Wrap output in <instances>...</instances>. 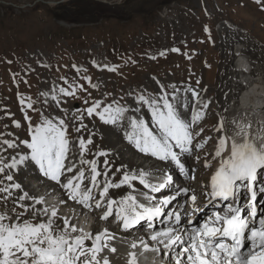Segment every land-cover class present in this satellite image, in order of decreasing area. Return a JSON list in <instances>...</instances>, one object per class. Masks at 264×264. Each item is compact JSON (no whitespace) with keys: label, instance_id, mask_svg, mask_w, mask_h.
I'll return each instance as SVG.
<instances>
[{"label":"snow or ice","instance_id":"snow-or-ice-1","mask_svg":"<svg viewBox=\"0 0 264 264\" xmlns=\"http://www.w3.org/2000/svg\"><path fill=\"white\" fill-rule=\"evenodd\" d=\"M256 3L264 4V0ZM73 67L79 74L81 69ZM81 78L99 88L90 77ZM61 80L66 86L53 84L51 90L41 93L46 107H52L49 101H53L60 108L62 97L79 99L77 89L87 91L75 80ZM157 83V94L129 92L132 104L94 98L89 103L85 99L87 107L74 111L70 121L68 109L61 108L63 117H47L41 112L35 125L26 114V109L36 110L34 102L31 98L26 102L18 93L30 139L17 143V138L4 139L0 133V193L7 194L0 201L6 205L14 193H22L13 201L11 212L6 207L0 212V264H111V254L118 253L117 243L126 246V264H264V208L260 207L264 198L257 203L258 196L264 194V122H257L254 128L251 120L234 118L235 131L228 135L223 118L218 120L215 131L219 135L212 156L218 166L205 186L203 207L197 205L194 190L186 184L172 187L174 176L167 170L121 164L113 172L108 159L111 149L96 151L93 159L85 158L95 135L111 140L120 139L118 134L122 133V140L135 153L164 162L186 180H195L196 170L187 166V159L208 142L209 138L197 141L203 129H196L211 102L204 103L190 86L181 89ZM144 108L151 116L150 124L140 115ZM250 114L254 112L246 111L243 116ZM85 118L93 121L94 129L98 119L103 128L89 132L87 139L77 137V159L74 141L68 138L69 127L76 133L82 129L88 132ZM13 126L21 125L13 121ZM20 145L23 150L15 151ZM9 149L15 154L6 158L4 153ZM100 157L104 158L102 169L98 168ZM195 159L198 163L199 155ZM210 166L206 159L204 167ZM27 171L43 178L37 181V191L44 189L42 194L32 195L14 180ZM117 174L118 181L113 179ZM122 188L128 191L113 198L110 190ZM165 189H171L170 194L157 199L154 194ZM49 197L54 198L51 205ZM177 198L182 202L169 210ZM62 206L99 210L102 215L98 219L113 223L120 235L107 226L95 233L85 230L72 222L78 216L60 215ZM205 208L210 211L194 224ZM148 253L152 254L150 261Z\"/></svg>","mask_w":264,"mask_h":264},{"label":"rangeland","instance_id":"rangeland-1","mask_svg":"<svg viewBox=\"0 0 264 264\" xmlns=\"http://www.w3.org/2000/svg\"><path fill=\"white\" fill-rule=\"evenodd\" d=\"M229 37L233 38L229 49L246 45L257 49L258 54L263 52L264 4H257L256 0H0V133L4 139L17 138V143L30 139L18 93L26 102L27 98L34 102L36 110L26 109L33 125L40 122L41 112L47 117H62L61 108H68L70 121L74 111L87 107L85 99L89 103L93 98L108 103L114 99L120 101L122 95L133 103L127 94L135 90L136 80L148 77L150 81L155 78V84L159 81L171 85L177 78L170 70L177 66L185 49H194L195 55L218 54L219 49H227L223 44L229 43ZM172 49H178L177 53ZM233 59L231 55V62ZM250 63L261 66L259 61ZM73 65L81 69L79 74ZM105 66L116 71L110 72ZM200 73L209 75L207 80L214 78L212 70H201L199 79ZM83 76L99 85L95 90L98 97L90 93V84ZM61 77L69 82L77 81L87 91L77 89L79 99L62 97L60 108L53 101H49L52 107H46L41 93L51 90L53 84L66 86ZM220 84L217 80L218 87ZM202 96L209 99L204 93ZM214 104H209L208 118L199 124L213 137L219 120V116H214L217 108ZM227 108L226 112L230 109ZM13 121H19L21 126L14 127ZM90 126L93 128V123ZM74 134L84 133H76L69 127L68 138L75 145ZM22 150L20 145L15 151ZM74 150L78 153V148ZM15 151L9 149L4 155L11 157ZM95 151L98 147L85 158L93 159ZM32 173L25 172L23 182L34 189V195H40L44 189L37 191L38 180ZM50 199L54 201L53 197ZM0 202L1 211L6 207L11 212L12 208ZM74 210L72 206H63L60 214L72 212L74 216Z\"/></svg>","mask_w":264,"mask_h":264},{"label":"bare ground","instance_id":"bare-ground-1","mask_svg":"<svg viewBox=\"0 0 264 264\" xmlns=\"http://www.w3.org/2000/svg\"><path fill=\"white\" fill-rule=\"evenodd\" d=\"M231 40H233V38H230L228 44H223L227 49H219L218 54L204 53L202 55H195L194 49H185L186 47H183L185 49V54L183 55L182 58L180 57L179 60L177 59L178 60V61L176 60L177 62L175 61L177 66L175 65L174 68L172 69L170 68L171 69L170 72L176 76L175 78H177L176 81L170 83L171 85H176L181 89L189 87L186 86L185 84H189L192 87L199 86L200 89L192 88V87L191 88L195 89L198 94L200 93L199 97H201L203 93L204 95L208 96L209 97L208 102L210 101L211 102L210 104L213 103L217 104L215 114L220 118H223L224 128L227 130V132H229V135H232L235 131L234 125L232 124L234 118L236 120H240L242 118L246 120H251L254 128L258 126L257 122H264V49H261L263 52H261L260 50L261 53L259 54L256 52L257 49H251V47H247L246 45H244L243 48L240 47L241 49H237V48L229 49ZM231 55L234 56L233 62H231ZM252 60L259 61L261 66H254L253 64L251 65L250 62ZM245 69H247V71H245ZM201 70L205 72L212 70L214 73V78H211V80H207L208 78H210L209 75L207 74L203 75V73H200V79H199L198 75ZM194 72H197L198 75H196V73ZM142 80H136L134 82L133 87L136 92L145 93L146 90V94L158 93L157 92L158 85L157 83L156 84L154 83L156 81L155 79L154 81H150V79L146 77L145 79ZM217 80L218 82L219 81L221 82L219 87L217 86ZM179 81L180 83H178ZM197 81H199V83H197ZM99 82H101V80ZM154 84L155 86L157 85V88L154 86ZM88 90L90 91L91 94H95V96L98 97L95 91L96 89L89 86ZM168 90L171 91L170 88ZM198 90L200 92H198ZM180 94L182 96L185 95L183 91ZM187 96L190 100L191 92H188ZM121 97L122 95H119V99H121ZM201 98L204 102L205 96H202ZM109 102H111V100ZM120 102L121 103L126 102L128 104H132L127 102L125 99L120 100ZM227 107H229L230 109L226 112ZM246 111L249 113L254 112V114H250L249 116L244 117L243 114ZM141 113L145 119L150 120L151 116L149 115L146 108L142 109ZM128 115H132V113H129ZM61 116L62 117L64 116L63 112L61 113ZM90 122L93 123L91 119L85 118L84 123L88 125V129H89L88 132L82 129L81 132L84 133L83 135L74 134L76 143L75 145H73V147H76L78 145V141H79L77 139L78 136H83L85 139H87L89 132L103 128V125L101 124V122H99L98 119L95 120L96 129L91 128ZM118 135L121 137L120 139L113 137L111 140H109L108 138L101 139V136L98 133L93 138L94 139L93 144L88 146L89 148L88 154L91 155L93 150H95V148L97 147L98 150L111 149L112 154L108 157V159L110 163L113 164V168H112L113 172L115 171V168L119 167L121 164L129 165L132 168H135L137 166H143L144 160L142 157L139 156V153H135L134 149H130L127 146L126 141L122 140V133ZM76 158L78 159V153H76ZM103 159H104L103 157L99 158V163H98L99 169L103 168ZM24 175L25 172H22L20 175L14 176L17 178V180L15 181L20 182L26 191L34 195V189L30 188L29 184L27 185L23 182ZM32 176H35L34 178H36L37 180L43 179L42 177H39L38 175H34L33 173ZM119 177L120 174H117L114 180L118 181ZM98 179H103V177H100ZM127 191H128L127 188H122L119 190L112 189L110 190V193L113 196V198H115L117 194L123 195ZM0 194H1L0 197L7 195L6 193H0ZM20 194L22 193L20 192L14 193L13 196L9 198L6 204L7 207H10V209L15 207L13 201H15L17 196ZM0 205L3 206L1 202ZM17 211L20 212L23 211V209L17 208ZM0 212L3 211L0 210ZM93 218H96L94 213L80 214L79 219L76 220V222L79 223V225H82L85 229H88L89 228L88 224L90 222H93V225L89 229L90 231L95 233L96 231H99L101 229L99 228L100 225L97 224V219L94 220ZM86 219L88 221L87 223H85ZM107 224L105 223V225ZM86 243L90 245V242H86ZM116 247L118 248V253L111 254L110 256L111 264H126V250H127L126 246L117 243ZM146 255L149 257V261H150L151 255L149 254ZM117 256L119 258H117Z\"/></svg>","mask_w":264,"mask_h":264}]
</instances>
